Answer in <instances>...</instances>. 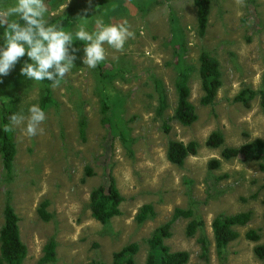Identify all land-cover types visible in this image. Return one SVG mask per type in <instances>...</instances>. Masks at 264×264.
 I'll use <instances>...</instances> for the list:
<instances>
[{"label": "rangeland", "instance_id": "obj_1", "mask_svg": "<svg viewBox=\"0 0 264 264\" xmlns=\"http://www.w3.org/2000/svg\"><path fill=\"white\" fill-rule=\"evenodd\" d=\"M119 1L44 0L49 23L68 10L78 16L69 30L72 33L85 22L87 30L94 31L98 17L106 24L127 20L135 38L127 41L122 53L105 45L108 59L90 69L83 64L84 42L74 41L71 47L79 49L75 66L56 89L51 81L35 82L21 75L24 63H31L27 55L9 75L0 76V125L4 108L17 104L18 113L27 115L31 105L41 107L47 94L51 99L43 134L29 138L21 128L12 126L17 155L10 182L0 153V228L10 198L20 219L21 239L28 248L26 264H39L51 239L57 243L56 261L51 264H111L113 255L130 243L140 246L136 260L145 264L147 239L156 228L169 221L176 208L191 209L204 226L190 237L186 231L190 219L178 220L172 237L166 240L172 251L189 253L188 264H264L255 255L256 246L264 245V160L222 157L225 148L264 140L260 95L248 105L238 100L244 90H264V0H244L245 6H238L235 0H212L204 37L198 34L194 0H158L153 4L127 0L126 5ZM14 3L0 0V7ZM5 30L0 27V46ZM177 41L184 51L176 49ZM203 51L219 60L223 75L212 106L200 103L198 70ZM185 79L198 114L190 127L169 120L177 102L175 83ZM155 80L163 83L170 97L164 118L156 113ZM103 103L109 107L108 116L102 114ZM104 117L107 121L115 117L118 126L126 123L129 135L122 138L119 130L103 123ZM82 119L87 122L85 136L80 134ZM165 123L170 127L165 128ZM213 132L224 136L219 149L207 145ZM128 138L130 148L123 143ZM172 140L196 142L198 153L183 166H176L166 153ZM215 160L220 161L219 168L211 165ZM108 174L115 178L124 201L122 214L103 225L92 217L90 194ZM45 200L49 202V221L38 213ZM144 205L153 206L154 216L139 223L138 212ZM241 212H251V222L238 228L240 238L219 255L214 219ZM252 229L259 232L260 241L246 238ZM202 239L208 243L207 261Z\"/></svg>", "mask_w": 264, "mask_h": 264}, {"label": "trees", "instance_id": "obj_2", "mask_svg": "<svg viewBox=\"0 0 264 264\" xmlns=\"http://www.w3.org/2000/svg\"><path fill=\"white\" fill-rule=\"evenodd\" d=\"M119 1V0H118ZM126 5L127 0H120ZM119 1V2H120ZM149 4L159 3L158 0H146ZM212 0H194V5L197 11L198 34L200 37L206 35ZM118 5L115 8L118 9ZM18 19V18H16ZM78 16L72 10H68L64 15L54 19L50 24H55L63 30L68 31L77 23ZM22 23V22H21ZM182 43H174L176 49L184 51ZM178 47V48H177ZM198 75L201 81L202 96L200 103L203 106H212L218 96V92L223 85L222 70L220 62L216 57H212L210 53L203 51L199 56ZM188 80H177L175 83L177 102L174 108L173 116L169 120L175 121L184 127L192 126L198 120L196 106L191 102V89L188 85ZM155 90L157 92L158 108L156 113L159 117H165L166 112L170 108V97L167 89L160 80H155ZM46 91L49 93L50 89ZM260 95L261 106L264 111V90L256 93L252 90H244L238 96V100L244 104L253 100L257 95ZM51 104L50 93L43 100L41 108L45 111ZM250 107V106H247ZM19 112L17 104L13 108L6 107L1 112L0 125V153L4 175L6 181L10 182L14 176V161L17 155L16 142L14 138V129L11 126L10 117ZM109 107L102 104V114L108 116ZM109 121V122H108ZM107 121L106 117L103 123L111 125L113 130H119L123 138L126 133L129 135V129L126 123L117 125L115 117ZM5 125L11 126V131L4 132ZM127 128H126V127ZM87 122L82 119L80 122V134L85 136ZM165 128L170 126L165 123ZM123 143L130 148L131 139H123ZM207 145L213 149H219L224 145V136L221 132H213L207 141ZM199 144L189 142L185 144L178 141H170L167 147V159L176 166H183L185 161L190 156H195L198 153ZM222 157L225 160L243 159L245 161H263L264 160V140L258 139L251 143L245 144L240 148H225L222 151ZM214 168L221 166L220 161L215 160L211 163ZM89 175H91V172ZM124 199L119 192L116 180L110 174L105 178L104 183L94 189L90 194V210L92 217L103 225H107L110 221L120 216L121 205ZM48 201H43L39 207L38 213L44 221H49L51 215L48 212ZM151 216H154L152 205H144L138 212L137 221L144 223ZM4 222L0 228V264H26L28 256V248L21 239L20 219L14 207L8 198L3 211ZM181 219H190L186 228L187 235L193 237L197 231L204 226L202 221L194 218V212L191 209L176 208L172 214V218L156 228L152 236L147 239L149 253L145 264H188L190 255L185 251H172L166 244V240L172 237V227L174 223ZM252 220L251 212H241L234 215H221L214 219L212 223L213 236L217 249V253L222 255L223 251L234 241L240 238L241 234L238 228L247 226ZM246 238L253 242L260 241V234L256 230L246 232ZM203 249V258L208 260L206 256L209 254L208 243L206 240H201ZM57 243L54 239L48 241L44 246L43 256L39 260V264H51L56 261ZM140 251V246L137 243H130L124 246L120 251L113 255L111 264H138L136 257ZM255 255L264 260V245H258L255 248ZM89 264H106L93 261Z\"/></svg>", "mask_w": 264, "mask_h": 264}, {"label": "clouds", "instance_id": "obj_3", "mask_svg": "<svg viewBox=\"0 0 264 264\" xmlns=\"http://www.w3.org/2000/svg\"><path fill=\"white\" fill-rule=\"evenodd\" d=\"M235 3L245 6L244 0H235ZM47 14L44 0H15L10 6L0 7V27L6 28L4 44L0 46V76L9 75L27 55L31 63H24L21 75L35 82L51 81V87L56 89L75 66V53L79 49L71 47L74 41L84 42L83 64L95 69L108 59L105 45L122 53L127 41L135 38L127 20L106 24L98 17L94 31H88L85 22L77 25L72 33L50 24ZM46 119L45 111L38 104L31 105L27 115L20 112L10 117L11 126L21 128L29 138L43 134L42 124ZM11 126L5 125L4 132L11 131Z\"/></svg>", "mask_w": 264, "mask_h": 264}, {"label": "crops", "instance_id": "obj_4", "mask_svg": "<svg viewBox=\"0 0 264 264\" xmlns=\"http://www.w3.org/2000/svg\"><path fill=\"white\" fill-rule=\"evenodd\" d=\"M115 11H116V9H115ZM116 12H117V11H116ZM52 21H53V20H52ZM52 21H51V22H52ZM51 22H50V23H51Z\"/></svg>", "mask_w": 264, "mask_h": 264}]
</instances>
